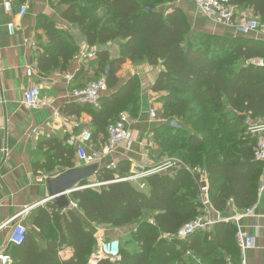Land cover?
I'll return each mask as SVG.
<instances>
[{"label":"trees","instance_id":"16d2710c","mask_svg":"<svg viewBox=\"0 0 264 264\" xmlns=\"http://www.w3.org/2000/svg\"><path fill=\"white\" fill-rule=\"evenodd\" d=\"M176 1L61 0L67 6L62 18L78 27L87 46L123 42L116 59L110 60L105 50L96 51L101 68L110 64L104 78L111 93L99 98L98 107L90 104L95 134L106 135L108 124L119 113L138 107L136 78L114 90L121 65L126 61L161 65L151 91L160 93L162 117L175 119L181 127L170 128L165 122L153 131L160 153L179 156L189 169L204 170L207 198L215 210L225 209L229 201L246 209L257 199L263 164L255 159L257 139L246 133L245 120L264 123V64L249 61L264 59V41L196 31ZM229 3L252 10L264 24V0ZM144 4L153 5L154 10L147 11ZM38 26L47 39L39 46L38 69L65 70L79 46L46 19ZM53 149V154L47 150L46 163L35 165V170H50L55 161L73 168L72 150ZM119 172L116 177L107 168L98 170L97 187L82 180L71 194L75 209L61 211L47 202L24 242L11 249L9 264H89L96 239L86 224L132 226L126 239L117 238L119 257L102 258L95 264H225L227 257L239 264L231 222H218L210 231H196L184 239L175 236L200 214L199 174L183 166L169 168L142 178L140 189L127 180L126 169L121 167ZM38 231L46 238L43 247L36 240ZM65 247L71 249L67 258L60 255ZM217 249L223 253H215Z\"/></svg>","mask_w":264,"mask_h":264},{"label":"crops","instance_id":"0c3cea01","mask_svg":"<svg viewBox=\"0 0 264 264\" xmlns=\"http://www.w3.org/2000/svg\"><path fill=\"white\" fill-rule=\"evenodd\" d=\"M4 2L10 3V11L4 9ZM175 5L186 13L192 28L196 31L243 36L234 29L223 28L207 21L199 14L197 6L188 0H177ZM21 7L26 9L22 15ZM66 7L61 0H0V251L3 250L8 256L14 247L8 242L14 224H23L27 232L33 230V221L39 209L50 201L46 179L68 170L59 161L52 163L50 170L40 167L35 170V165L46 163L47 150L50 154H53L52 150H55L53 148L56 146L72 150L73 168L97 163L99 170L107 168L115 172L117 177L122 167L127 171V180L132 181L138 188L142 178L132 179V177L146 173L174 158L161 154L153 139V131L168 122L162 117V103L158 100L160 93L151 91L158 73L162 70L161 65L152 66L145 62L132 64L129 61L121 65L117 72L119 81L114 90L130 78H136L139 91L137 109L126 112L129 118L125 127L129 137L109 151L107 132L106 135L95 134L92 106L74 102L70 94L73 90L84 87L97 76L102 74L101 76L104 77L105 67L101 68L98 57L84 58V53L102 49L107 52L110 60L116 59L120 55V45L123 42L118 39L100 47L87 46L78 27L62 18L61 14ZM158 10L162 11L163 8ZM246 10L258 20V16L252 10ZM42 19L52 22L56 28L65 31L79 46V50L72 56L65 70L54 69L45 73L37 67L39 46L47 42L45 31L38 26ZM8 24L13 25L12 33L9 32ZM245 37L264 41V29L251 32ZM258 60L264 63L262 58H254L249 62L255 64ZM27 68L31 69V76L26 75ZM32 85L39 87L41 95L49 100V106L32 110L23 106L22 93ZM110 93L111 91L106 88L101 96ZM70 104L73 105L67 107ZM149 109H154L155 118L149 117ZM248 120L251 119L246 118L245 123ZM86 130L91 132V140L84 145V148L86 153L93 157L91 163L79 160L75 144H69V140H75ZM112 162L116 165L115 169L108 167ZM95 174L87 179L91 187L100 185L96 183ZM66 194L69 207L61 211L76 208L72 205L74 201L71 194ZM205 202V205L201 202L200 214H204L213 223L209 228L199 231H210L218 222H231L235 229L241 227L253 237L254 244L245 251L243 257L239 258V264H264V164L259 177L257 199L250 207L252 208L250 215L239 217L236 221L233 217L245 209H238L229 201L225 209L217 211L209 203L207 195ZM16 215L18 217L13 222H8ZM224 218H229L230 221L225 222ZM86 225L96 239L95 250L91 253L90 259L101 240L121 236L126 239L128 229L132 227ZM35 234L37 243L43 247L45 236L39 231ZM70 251L69 247H65L60 255L67 258ZM219 252L223 253L220 249L215 251V253ZM90 259L89 264H94Z\"/></svg>","mask_w":264,"mask_h":264},{"label":"built area","instance_id":"2783aa9c","mask_svg":"<svg viewBox=\"0 0 264 264\" xmlns=\"http://www.w3.org/2000/svg\"><path fill=\"white\" fill-rule=\"evenodd\" d=\"M194 3L199 14L207 21L213 22L223 28L235 30L236 33L240 35H248L251 32L259 31L264 29V24H260L256 17L252 16L251 13L246 9H237L229 3V0H188ZM4 9L6 11L11 10V5L9 2L3 3ZM26 9L24 7L20 8V14H24ZM9 32H13V25L8 24ZM96 56V51H89L83 54L84 58H92ZM255 64L263 65L262 60H258ZM31 69H26V75L31 76ZM70 77V76H69ZM106 89V82L103 76L97 79L89 81L84 87L73 90L70 94L71 99L76 103L82 104H92L95 107L99 106V98L101 93ZM22 104L28 109H38L49 106V100L47 97L42 96L40 89L36 85L27 87L22 93ZM148 115L150 118H155L156 113L154 109H149ZM129 116L126 112H121L118 116L108 124L107 132V147L109 151H112L118 144L127 140L129 133L125 127ZM246 133L256 137L257 145L254 149L255 159L264 164V123L252 122L248 120L246 123ZM91 140V132L89 130L84 131L75 140H69V144L76 146V153L79 160L85 163H91L93 157L86 153L84 145ZM183 166L185 169L194 174L197 173L200 176V186H199V196L203 205L206 204L207 195V182L205 178V172L201 169H189L175 159L167 160L162 165L151 169L150 171L134 176L132 179H141L149 173L163 172L169 168ZM110 169H115L116 165L112 162L108 166ZM131 179V178H130ZM144 187L143 183H140V188ZM205 198V199H204ZM76 207L75 203H72ZM252 213V208H246L239 215L233 217L234 220L238 221L239 217L250 215ZM18 215L13 216L8 220V222H13ZM225 222L230 221L229 218H224ZM222 220V221H224ZM212 220L208 219L204 214H199L189 222L183 224L176 232L175 236L177 238L184 239L188 235L199 231L207 229L211 226ZM27 233V228L21 223H15L8 237V242L17 246L24 242L25 235ZM235 241L239 250L240 257H243L245 251L251 248L254 244V239L247 232L237 227L235 232ZM120 242L117 238L113 237L110 239H103L98 244V249L92 254L90 262L96 263L97 260L102 258H107L109 260H115L119 257ZM0 264H9V256L0 251ZM225 264H232L231 260L227 257Z\"/></svg>","mask_w":264,"mask_h":264},{"label":"water","instance_id":"95a60500","mask_svg":"<svg viewBox=\"0 0 264 264\" xmlns=\"http://www.w3.org/2000/svg\"><path fill=\"white\" fill-rule=\"evenodd\" d=\"M147 11H153L154 6L149 4H144ZM110 64L107 63L103 74L107 75L109 73ZM240 120H244V116H239ZM167 125L170 128H179L181 125L173 118H169ZM99 165L97 163L88 164L80 168H72L61 172L57 176L48 177L46 179L47 190L49 194V200L59 209H65L69 207V200L66 193L72 194L78 189V184L84 180L88 179L94 175L99 170Z\"/></svg>","mask_w":264,"mask_h":264},{"label":"rangeland","instance_id":"374dc122","mask_svg":"<svg viewBox=\"0 0 264 264\" xmlns=\"http://www.w3.org/2000/svg\"><path fill=\"white\" fill-rule=\"evenodd\" d=\"M158 8L160 9V8H163V7H162V6H159ZM168 156H169V155H168ZM171 156L174 157L175 159L177 158L178 160H180L179 156H176V155H170V157H171ZM174 158H172V159H174ZM194 170H196V169H194ZM120 238L122 239L123 236H121Z\"/></svg>","mask_w":264,"mask_h":264}]
</instances>
